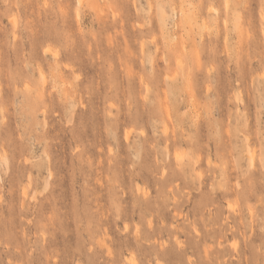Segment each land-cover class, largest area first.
<instances>
[{"label": "rangeland", "instance_id": "1", "mask_svg": "<svg viewBox=\"0 0 264 264\" xmlns=\"http://www.w3.org/2000/svg\"><path fill=\"white\" fill-rule=\"evenodd\" d=\"M0 264H264V0H0Z\"/></svg>", "mask_w": 264, "mask_h": 264}]
</instances>
